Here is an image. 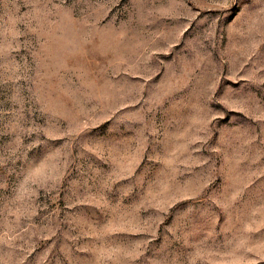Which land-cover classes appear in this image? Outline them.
Masks as SVG:
<instances>
[{"label":"rangeland","instance_id":"obj_1","mask_svg":"<svg viewBox=\"0 0 264 264\" xmlns=\"http://www.w3.org/2000/svg\"><path fill=\"white\" fill-rule=\"evenodd\" d=\"M0 264H264V0H0Z\"/></svg>","mask_w":264,"mask_h":264}]
</instances>
